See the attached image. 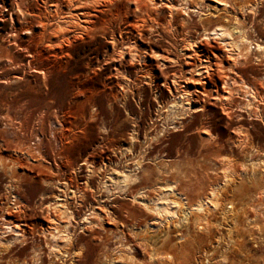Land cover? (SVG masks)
Returning a JSON list of instances; mask_svg holds the SVG:
<instances>
[{"label":"rangeland","instance_id":"374dc122","mask_svg":"<svg viewBox=\"0 0 264 264\" xmlns=\"http://www.w3.org/2000/svg\"><path fill=\"white\" fill-rule=\"evenodd\" d=\"M166 1L154 0L158 6H156L157 9H160V23L164 22L168 16V10L161 5L167 3ZM16 2L0 0V211L5 208L10 212L13 211L16 216L30 215L29 210H24L25 213L16 212L15 199L11 195L18 193L24 197H21V200L25 201L22 202L28 204L30 208L35 207L33 204L44 197L41 196L39 183L33 181L32 183L18 181L19 191L15 190L18 184L10 180L9 174H6L2 167L3 164L4 166L9 164V158L22 159L25 164L18 172L21 173L22 170L23 174L30 177L37 174H50L54 170L56 173V166L53 171L49 170L48 166L54 164L52 163L53 156L56 157L57 148L62 149V153H65L64 157L69 161L83 156L86 152L93 153V159L97 161L107 157V168L111 169L112 160L119 157L122 147L129 146L132 141L131 131L135 129L134 132L137 131L135 144L139 146V151H143V148L147 146L141 143L143 140L145 142L147 137L156 136L149 142L150 147H147V155L155 159L146 162L144 166L146 180L140 185L146 187L145 190L149 189L151 197L156 194L155 186L168 179L178 182L179 191L191 202L207 192L211 185L223 188L220 189L221 195L224 196L223 204L210 212L209 215H211L208 216L211 222L210 233L205 234L203 230L191 228L189 235H198L197 244L190 243L188 240L177 244L176 236L172 233L167 248L175 253L182 252L189 263L195 264L197 260L198 263L205 264L206 260L200 249L209 246L210 240L214 244V240L219 235L226 236V238L231 236L237 241V248L233 247L235 248L233 264H264V58L254 53L255 55L253 54L245 65L242 64L244 69L241 74L243 76L237 78L239 83L234 85L237 90L235 88L233 90V105L230 107L233 116L230 119L223 114L220 102L215 101L211 102L212 104L203 117L197 114L191 121L187 120L183 128L171 129L170 122L165 123L158 110L163 100H171L167 88L161 86L163 77L166 73L171 74L173 72L171 70L182 72L176 78L177 83L180 84V90H184L181 86H189L188 88L192 90L193 84L186 79L189 74L185 71L190 68L191 64L201 62L204 58H179L171 66L159 60L158 63L167 65V68L148 69L150 79L154 82L147 85L140 82L144 75L141 68L145 64L138 56L139 61H134L132 66L128 65L126 69H122L124 77L130 80L128 84H122L127 93L125 100L116 86L118 77L112 75L113 63H108L103 70L89 66V59L97 56L101 58L105 50V41L100 37H95L96 39L87 37L83 42L77 41L70 46H63L61 52L54 51L55 49L42 50L39 47L38 49L42 50L41 53L34 54L32 45L35 42L33 41L29 44L30 50H21L18 43L27 44L30 35L19 29L33 21L25 13L24 7L31 3V9L35 7L36 2L35 0H16ZM203 2L210 5L209 7L219 8L213 0ZM129 3L127 0H119V2L114 0L113 3L112 0L110 4L100 7L110 12L107 21L111 19V14L116 13L117 8L123 11L127 7L130 9L126 16L123 14V17L118 16L116 21L110 22L111 24L108 22L110 29L117 28L120 23L122 28L126 21L134 19L131 11L134 5ZM174 3L177 7L180 6V0H174ZM47 6L49 3L42 9L52 24L51 30L61 25L63 30L72 29L75 33L80 31V26L84 25L83 23H80V26L77 25V30L70 28L67 23H62L66 20L65 14L57 13L56 8H52V12L46 9ZM182 23V17H179L176 23L177 33L173 36L174 30L173 34H167L173 39L174 45H179L178 41L184 35L185 27L181 26ZM33 24V32H36L37 24ZM257 24L259 25L256 27L258 36L264 40V2ZM107 32L110 31L107 30ZM153 44L164 46L162 41L158 43L151 40V45ZM55 52L58 53L56 58L53 57ZM185 52L188 53V50ZM133 79H135L134 83ZM78 84H81L85 90H91V94L86 93L90 103L85 98L86 102L83 107L77 103L82 99L78 100L75 95V88ZM243 84L256 91L258 97L253 102L250 100V111L252 110L250 113L245 107L250 97L242 88ZM169 87L173 88L171 83ZM155 88L161 91L155 92ZM207 88L210 87L207 86ZM93 109H95L93 111L95 117L91 120L88 113ZM54 129L58 130L56 137L53 135ZM104 130L107 131L106 134ZM243 139H246L244 143L239 141ZM57 160L60 161H57L58 164L66 165L65 168H68L64 158ZM225 169L231 172L229 183L224 182ZM129 202L128 197H122L120 201L121 211L129 210L135 215L136 220H130L129 224L146 221L147 217L140 210L130 208ZM229 206L231 209L228 208ZM224 209H228L227 213ZM82 211V208H78L79 214ZM223 216L229 220L223 219ZM77 220L78 217L73 222L77 223ZM28 222L31 223L33 229L37 228V219L31 217ZM2 223L0 218V228ZM108 226L110 225L106 227ZM75 232L83 236L85 242H88L90 257L86 260V264H91L94 258L104 252L101 239L99 240V235L93 234L90 228L88 232H83L76 226ZM12 234L14 233L8 232L3 237L6 238ZM39 239L40 237L33 232L23 239L26 242L17 243L15 250L18 259L30 260L35 250L34 247L40 242L44 251L43 259L47 260V247L44 245V240ZM80 264H84V261Z\"/></svg>","mask_w":264,"mask_h":264},{"label":"bare ground","instance_id":"6f19581e","mask_svg":"<svg viewBox=\"0 0 264 264\" xmlns=\"http://www.w3.org/2000/svg\"><path fill=\"white\" fill-rule=\"evenodd\" d=\"M13 1L17 3L16 0ZM127 1L134 5L131 10L134 19L131 21L127 19L124 27L121 28L120 23L115 29H110L108 22L116 21V18L123 17V14L126 16L130 9L124 7L123 11L117 8L116 13L111 14V19L107 21L110 12L100 7L110 4L112 0H35V7L30 9L31 1L28 6L24 7V10L33 21H28L30 22L28 25L19 29L30 35L29 41L27 44L21 42L18 45L21 50H30L29 44L33 41L35 42L32 45L33 53L39 54L46 49L61 52L63 46H70L77 41L83 42L87 37L89 39L102 38L105 41L103 55L101 58L98 56L90 58L89 66L103 70L108 63H113L112 75L118 77L116 86L125 100L127 93L122 84H128L130 80L124 77L122 69H126V66L134 61H139L138 56L145 64L141 68L144 75L140 82L147 85L154 82L150 79L148 69L167 68V65H160L159 60L171 66L179 58H204L201 62L190 63V68L185 71L189 74L186 79L193 84L192 90L188 88L189 86H181L184 90H180V84L177 83L176 78L182 72L171 70L173 72L169 73L170 75L165 74L161 86L167 88L171 100L166 99L159 104L160 117L165 120V123L170 122L171 129L183 128L187 120L191 121L197 114L203 117L212 104L211 102L219 101L223 114L230 119L233 116L230 107L233 105V90L236 87L234 85L239 83L237 78L242 75L241 71L244 69L242 64L245 65L254 53L264 58V40L258 36V28H256L259 26L257 19L261 15L264 0H213L219 5L218 9L209 7L210 5L203 2L204 0H180L179 7L175 5L174 0H167V3L161 2L163 8L168 10V16L162 22L163 24L160 23V9H157L158 6L154 0ZM47 3L49 6L46 9L53 12L52 8H56L57 13L65 14L66 20L62 23H67L70 28L77 30L76 26L83 23L80 31L74 33L72 29L63 30L61 25L51 30L52 24L42 9ZM126 6H128L127 3ZM179 17H182L181 26L185 27V32L178 41L179 45H174L173 39L167 34H171L174 30L173 36L177 33L176 23ZM33 23L37 24L36 32H33V25H35ZM151 40L158 43L162 41L164 46L151 45ZM39 47L42 50L38 49ZM186 50L188 53L185 52ZM53 57H58V53L55 52ZM134 81L135 79L133 83ZM169 83L173 88L169 87ZM157 88L155 92L161 91ZM242 88L250 97L245 106L250 113L252 111H250V100L253 102L256 99V91L246 84H243ZM86 93L91 94V90H85L81 84L76 86V98L82 99L77 102L80 107L85 104V98L89 102ZM94 110L88 113L91 120L95 117ZM134 130L131 131L132 141L129 146L120 149L119 157L111 162V169L107 168V157L97 161L93 159V153L86 152L83 156L69 161L64 157L65 153H62L61 148L60 150L57 148L56 157L52 155L54 164L48 166L51 171L56 166V173L54 170V173L50 174L27 176L22 170L21 173L18 172L25 164L20 158H9V164L5 166L3 164V170L9 174L10 180L16 183L18 181L37 182L40 185L41 196L44 197L33 204L35 207L30 208L28 204L23 203L25 201L21 200V195L18 193L11 195L15 199L16 212L29 210L30 215L16 216L13 211L10 212L5 208L0 211V218L3 221L0 228V264H80L82 261L86 264V260L90 257L88 242H85V238L75 232L76 226L83 232H88L90 228L93 234L99 235V240L101 239L104 252L99 254L100 257L94 258L91 264H192L182 252L175 253L167 248L170 237L174 233L177 244L185 240L197 244L199 237L189 235L191 228L203 230L205 234L210 233L211 222L208 216L211 215H209L210 212L223 204L224 196L220 193L222 187L211 185L207 192L191 202L179 191L178 182L168 179L155 186L156 194L151 197L149 189L145 190L146 187L140 185L146 180L144 167L146 162L155 159L147 155V147H150L149 142L156 136L147 137L145 142L143 140L141 143L147 146L145 145L146 148H143V151H139V146L135 144L137 131L134 132ZM201 132L206 133L202 130ZM57 133L58 130H55L53 135L56 137ZM244 140L246 139L239 141L244 143ZM58 158L59 160L64 158L68 168H65L66 165L58 164L60 162ZM224 171V182L229 183L231 172L226 169ZM18 187H20L19 184L15 190L19 191ZM122 197H128L129 207L140 210L147 217L146 221L130 225V220H136V218L129 210L121 211ZM78 208L83 209L80 214ZM228 208L231 209V206ZM227 211L228 209H224L225 213ZM225 213H223L224 216ZM224 216L223 219L229 220ZM31 217L38 220V226L35 229L28 222ZM77 217V223L73 222ZM105 224L110 226L107 228ZM8 232L14 234L3 237ZM33 232L44 240V245L47 247V260L43 259L44 251L40 242L34 247L35 250H32L30 260L18 259L15 250L17 243L25 241L23 239ZM214 241L213 244L210 240L209 246L200 249L206 260L205 264H233L235 257L233 247L237 248V241L231 236L226 238L223 235H219ZM195 264L200 263L196 260Z\"/></svg>","mask_w":264,"mask_h":264}]
</instances>
